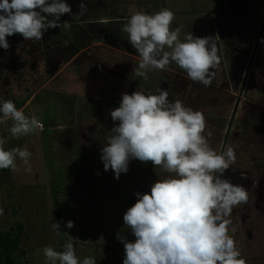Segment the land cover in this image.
I'll return each mask as SVG.
<instances>
[{"label":"rangeland","instance_id":"1","mask_svg":"<svg viewBox=\"0 0 264 264\" xmlns=\"http://www.w3.org/2000/svg\"><path fill=\"white\" fill-rule=\"evenodd\" d=\"M66 2L73 14L63 15L60 23L69 21L71 30L49 29L39 41H24L16 34L7 38V52L0 48V102L10 99L18 110L43 123L42 129L19 138L11 135V120L0 124L6 150L20 147L32 153L31 172L24 171L19 158V171L0 172V229H14L20 248L27 252L26 257L14 252L17 262L46 264L43 248L63 251V232H68L81 261L88 256L97 264H123L124 245L117 233L135 241L124 213L136 203L135 193H150L155 182L171 174L150 161L132 159L128 171L115 179L111 169L104 170L100 149L118 124L110 111L119 107L122 94L161 87L169 100L204 114L214 150L234 148L236 161L222 178L244 186L248 202L233 209L230 228L235 232L230 234L247 264H264L261 42L248 69L264 23V0H84L87 11L79 18L74 13L80 0ZM163 8L174 12L172 28L182 27L181 41L189 32L219 36L215 42L221 62L210 86L192 82L174 63L168 71H149L147 80L135 75L139 55L122 26L137 11L154 14ZM78 45L81 51L76 54ZM72 59L71 67L61 65ZM59 63L61 75L45 74L49 65L55 69ZM65 85L67 91L73 87L79 92L68 95ZM69 220L74 222L71 229L65 226ZM55 222L61 224L59 234L52 229Z\"/></svg>","mask_w":264,"mask_h":264},{"label":"clouds","instance_id":"2","mask_svg":"<svg viewBox=\"0 0 264 264\" xmlns=\"http://www.w3.org/2000/svg\"><path fill=\"white\" fill-rule=\"evenodd\" d=\"M86 11L80 0L74 14L79 18ZM65 14H73L66 0H0V48L7 52L11 47L7 38L16 34L24 41H39L49 29L71 30L69 21L60 23ZM174 19V12L163 8L154 14L137 11L123 24L122 31L139 55L135 75L147 80L149 71H168L174 63L192 82L210 86L221 62L215 42L219 36L196 37L189 32L181 41L182 27L173 29ZM260 42L264 44V38ZM0 113V124L12 121L15 138L43 128L36 116L25 115L10 99L0 102ZM110 116L118 124L100 149L105 171L111 169L119 179L136 159L171 174L155 182L150 193H135L136 203L124 213V224L135 241L117 233L124 245L123 264H247L230 234L235 232L230 216L235 207L248 202V191L222 178L235 163L236 153L231 146L221 152L210 146L213 133L206 132L204 114L180 100H169L168 91L158 87L155 92L123 93ZM4 143L0 137V169L19 171V158L24 171L31 172L32 153L20 147L6 150ZM65 226L71 229L74 222ZM52 229L61 233L60 222L52 223ZM63 235L67 237L63 251L43 248L46 264H97L88 256L81 261L74 237Z\"/></svg>","mask_w":264,"mask_h":264},{"label":"trees","instance_id":"3","mask_svg":"<svg viewBox=\"0 0 264 264\" xmlns=\"http://www.w3.org/2000/svg\"><path fill=\"white\" fill-rule=\"evenodd\" d=\"M30 97H28L27 100H29ZM25 102L22 101L21 103L25 104ZM0 116H2V113H0ZM8 171H11V169H0V172ZM13 233L14 229L10 231H2L0 229V264H19L16 257L13 255L17 250L19 251L17 254L21 257H26L27 255V252L23 248H20L19 241L14 237Z\"/></svg>","mask_w":264,"mask_h":264},{"label":"crops","instance_id":"4","mask_svg":"<svg viewBox=\"0 0 264 264\" xmlns=\"http://www.w3.org/2000/svg\"><path fill=\"white\" fill-rule=\"evenodd\" d=\"M76 48H77V51H76V54L77 53H79L80 51H81V48H80V45H78V46H75ZM92 46H88V47H84L85 49L87 48H91ZM75 54V55H76ZM76 56H74V58H75ZM74 61V59H72L70 62H66V63H64V62H62L61 63V65H63V64H65V66L66 67H71V65L73 64L72 62ZM60 63L57 65V67L55 68V69H53L52 67H50V65H49V67H47L48 68V70L47 71H45V74H47V76H53V74L54 75H56L55 77H58L59 75H61V72H59L58 73V71L60 70ZM68 65V66H67ZM46 68V69H47ZM74 69H75V72H77V73H75V74H78V70H77V68L76 67H74ZM51 70L53 71V72H51ZM53 73V74H52ZM57 73V74H56ZM53 78V77H52ZM52 81H53V79H52ZM73 88V87H72ZM70 89V90H66L67 89V87H66V85H65V87H64V91H67L66 93L68 94V95H71V96H73L75 93H78L79 91V89L78 88H73V89ZM72 90V91H71ZM71 91V92H70ZM86 91V90H85ZM32 97L33 96H31L30 98L32 99ZM29 98V99H30ZM109 114V113H108ZM108 114H106V116H104V118H108V121H107V123L109 124V123H111V120L109 119V117H108Z\"/></svg>","mask_w":264,"mask_h":264},{"label":"water","instance_id":"5","mask_svg":"<svg viewBox=\"0 0 264 264\" xmlns=\"http://www.w3.org/2000/svg\"><path fill=\"white\" fill-rule=\"evenodd\" d=\"M263 31H264V23H263V25H262V28H261V31H260V35H259V37H258V40H257V43H256V45H255V49H254V53H253V57H252V59H251V61H250V67H251V64L253 63V58L256 56V52H257V49H258V46H259V43H260V40H261V36H262V34H263ZM249 67V68H250ZM247 80V79H246ZM246 80H245V82H246ZM245 88V83H244V85H243V89ZM242 89V90H243ZM237 106L238 105H236V108H235V111H234V114H233V118L235 117V113H236V111H237Z\"/></svg>","mask_w":264,"mask_h":264},{"label":"flooded vegetation","instance_id":"6","mask_svg":"<svg viewBox=\"0 0 264 264\" xmlns=\"http://www.w3.org/2000/svg\"><path fill=\"white\" fill-rule=\"evenodd\" d=\"M67 17H68V19H71L70 15H67ZM258 37H259V36H258ZM61 47H62V46H61ZM257 51H258V50H257ZM256 53H257V52H256ZM251 65H252V64H251ZM249 67H250V66H249ZM249 67H248V69L251 70V67H250V68H249Z\"/></svg>","mask_w":264,"mask_h":264},{"label":"built area","instance_id":"7","mask_svg":"<svg viewBox=\"0 0 264 264\" xmlns=\"http://www.w3.org/2000/svg\"><path fill=\"white\" fill-rule=\"evenodd\" d=\"M43 124V123H42Z\"/></svg>","mask_w":264,"mask_h":264}]
</instances>
